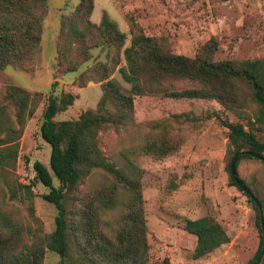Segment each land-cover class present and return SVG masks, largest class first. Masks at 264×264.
Listing matches in <instances>:
<instances>
[{
    "label": "trees",
    "instance_id": "obj_1",
    "mask_svg": "<svg viewBox=\"0 0 264 264\" xmlns=\"http://www.w3.org/2000/svg\"><path fill=\"white\" fill-rule=\"evenodd\" d=\"M45 7L46 0H0V71L9 66L27 69L37 59ZM92 7L93 0H78L74 9L61 17L54 53L62 74L81 70L72 81L74 86L99 83L100 98L94 109L83 111L75 120L54 121L57 114L73 104L75 97L64 92L49 95L39 125V136L49 147L48 168L34 161L33 181L29 185L13 180L7 186L9 200L25 199L27 204L30 186L39 184L47 189L41 199L55 209L53 230L38 237L0 206V264H42L47 251L64 264H149L141 170L127 158L124 168H117L98 147L100 133L117 131L132 123L133 99L140 96L213 101L241 121L216 117L226 129L228 184L245 197L254 212L259 243L248 263L253 264L262 242L259 212L264 226V199L239 177L237 166L241 159L257 160L248 153L264 159V58L215 60V37L200 45L191 58L176 55L170 51L166 38L145 35L131 14L125 16L129 35L125 45V34L105 15L98 24L90 22ZM92 51H98L101 60L81 69L91 59ZM113 73L126 87L111 77ZM3 99L7 105H0V177L4 167H15L24 121L35 109L40 93L9 86ZM172 119L175 123L191 121L186 115ZM180 145L171 124L158 120L149 124V133L136 153L161 160L173 155ZM240 152L244 154L236 157L233 169L259 210L229 174V162ZM92 174H97L99 180L95 189L84 198L75 199L76 188ZM20 191L25 198L19 195ZM120 193L124 194L121 201ZM73 202L76 207H71ZM105 210L117 213L108 234L101 230V214ZM182 230L195 238L191 253L194 260L229 242L223 228L208 214L184 220ZM263 263L264 251L257 264Z\"/></svg>",
    "mask_w": 264,
    "mask_h": 264
},
{
    "label": "rangeland",
    "instance_id": "obj_2",
    "mask_svg": "<svg viewBox=\"0 0 264 264\" xmlns=\"http://www.w3.org/2000/svg\"><path fill=\"white\" fill-rule=\"evenodd\" d=\"M77 3L78 0H46L37 59L27 69L9 66L0 71V105H7L3 98L9 86L31 94L40 93L39 102L24 121L15 167L12 170L4 167L0 177V206L38 237L49 234L54 227L55 209L41 199L47 189L39 184L30 186L27 204L25 199L9 200L7 186L13 180L29 185L33 181L34 161L48 168L49 147L39 136V125L41 110L49 95L64 92L75 97L73 104L57 114L54 121L75 120L83 111L94 109L100 98L99 83L90 81L82 87L74 86L72 81L81 70L62 74L56 66L54 42L59 21ZM126 14L133 16L145 35L166 38L170 51L176 55L191 58L200 45L215 37L218 44L215 60L264 58V0H93L89 20L98 24L105 15L125 34V45H128ZM101 58L98 51H92L91 59L81 69ZM111 77L126 87L117 73ZM175 115H186L191 121L175 123L172 119ZM216 117L228 122L239 121L213 101L140 96L133 99L132 123L98 135V147L108 162L122 169L127 158L141 170L149 264H248L258 248L254 212L245 197L228 184L226 129ZM11 120L14 121L12 117ZM158 120L171 124L181 145L173 155L153 160L136 152L149 133V124ZM13 128L17 129L14 123ZM237 171L264 199V165L259 160L241 159ZM97 179V174L86 177L76 188L75 199L89 195L99 183ZM57 185L53 180V186ZM172 185H175L173 189ZM19 195L25 198L22 192ZM123 197V193L118 195L120 201ZM76 204L73 202L71 207ZM116 214L115 210L101 214L103 233L110 232ZM205 214L220 224L229 242L194 260L191 253L195 238L182 230V222ZM42 264L64 263L47 251Z\"/></svg>",
    "mask_w": 264,
    "mask_h": 264
},
{
    "label": "water",
    "instance_id": "obj_3",
    "mask_svg": "<svg viewBox=\"0 0 264 264\" xmlns=\"http://www.w3.org/2000/svg\"><path fill=\"white\" fill-rule=\"evenodd\" d=\"M244 153H237L236 155H234V157L230 160L229 162V174L230 176L232 177L236 187L245 195H247V197L253 202L255 203L257 209L259 210V205L257 204L255 198L251 195V193H249L237 180L236 178V175H235V172H234V169H233V164H234V161L236 159V157L238 156H241L243 155ZM248 156H250L251 158H254V159H257L259 161H262L264 162V159L261 158V157H257L253 154H250L248 153L247 154ZM259 224H260V233H261V239H262V242H261V247H260V250H259V253L255 259V261L253 262V264H257L260 257L262 256V253L264 251V226H263V223H262V218H261V215H260V212H259Z\"/></svg>",
    "mask_w": 264,
    "mask_h": 264
}]
</instances>
